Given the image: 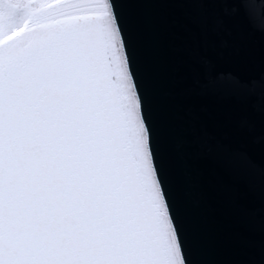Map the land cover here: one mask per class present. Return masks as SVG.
I'll return each instance as SVG.
<instances>
[{"label": "snow or ice", "instance_id": "6c2138e0", "mask_svg": "<svg viewBox=\"0 0 264 264\" xmlns=\"http://www.w3.org/2000/svg\"><path fill=\"white\" fill-rule=\"evenodd\" d=\"M0 264H189L115 0H0Z\"/></svg>", "mask_w": 264, "mask_h": 264}, {"label": "water", "instance_id": "95a60500", "mask_svg": "<svg viewBox=\"0 0 264 264\" xmlns=\"http://www.w3.org/2000/svg\"><path fill=\"white\" fill-rule=\"evenodd\" d=\"M115 3L189 264H264V0Z\"/></svg>", "mask_w": 264, "mask_h": 264}]
</instances>
